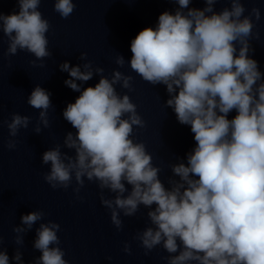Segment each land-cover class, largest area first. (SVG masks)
Segmentation results:
<instances>
[{
    "label": "clouds",
    "instance_id": "9594fccd",
    "mask_svg": "<svg viewBox=\"0 0 264 264\" xmlns=\"http://www.w3.org/2000/svg\"><path fill=\"white\" fill-rule=\"evenodd\" d=\"M16 2L18 13L0 11L6 55L26 51L36 58L30 61L33 66L44 67L36 62L52 53L46 35L51 25L39 11L42 0ZM171 2L179 5L174 14L163 12L155 28L146 27L132 39L130 69L153 86H166L170 98L165 107L194 134L187 163L170 165L179 179L169 178L166 187L146 145L133 139L134 126L142 129L145 121L131 97L115 86L131 92L134 77L114 70L108 78L91 61L59 65L70 77L65 85L80 93L63 111L76 132H68L62 146L75 154L62 152L60 144L45 151L42 164H50V170L43 179L54 190H67L74 180L78 199L85 178L97 183L100 203L118 231L123 229L121 215L133 217L141 206L148 209L150 226L134 237L146 256L162 246L169 254L162 257L167 264H264V74L248 55L253 51L250 39L260 38L253 32V18L258 22L261 11L246 10L242 0H226L231 7L219 12L214 5L221 0H203V9L189 8L192 0ZM75 7L73 0H55L53 10L67 19ZM86 58L87 53L80 54L81 60ZM115 63L123 68L126 62L118 54ZM94 75L99 82L81 90L76 81L87 82ZM50 97L37 85L27 98L39 110L36 134L40 125L49 127ZM233 110L237 114L229 119ZM30 122L31 117L13 113L9 136L16 137ZM16 144L9 139L7 148L14 150ZM105 190L114 195L106 196ZM44 216L39 210L22 215V226L12 229L15 244L23 245L24 234ZM59 230L56 222L39 223L33 247L41 256L34 264H69L59 246ZM3 242L0 236V264H10ZM123 251L131 255L128 242ZM12 259L22 264V253L17 250Z\"/></svg>",
    "mask_w": 264,
    "mask_h": 264
}]
</instances>
